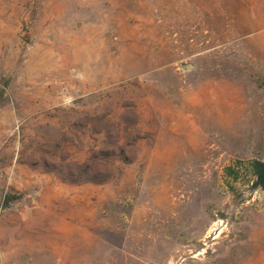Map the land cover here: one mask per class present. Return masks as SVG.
<instances>
[{
	"label": "rangeland",
	"instance_id": "374dc122",
	"mask_svg": "<svg viewBox=\"0 0 264 264\" xmlns=\"http://www.w3.org/2000/svg\"><path fill=\"white\" fill-rule=\"evenodd\" d=\"M264 0H0V264H264Z\"/></svg>",
	"mask_w": 264,
	"mask_h": 264
},
{
	"label": "trees",
	"instance_id": "16d2710c",
	"mask_svg": "<svg viewBox=\"0 0 264 264\" xmlns=\"http://www.w3.org/2000/svg\"><path fill=\"white\" fill-rule=\"evenodd\" d=\"M251 165L256 176V183L264 189V159H254L251 161Z\"/></svg>",
	"mask_w": 264,
	"mask_h": 264
}]
</instances>
